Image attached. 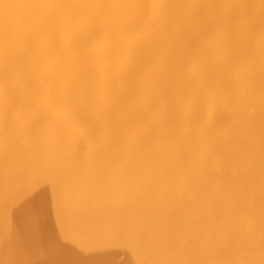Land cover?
<instances>
[{"label":"bare ground","instance_id":"1","mask_svg":"<svg viewBox=\"0 0 264 264\" xmlns=\"http://www.w3.org/2000/svg\"><path fill=\"white\" fill-rule=\"evenodd\" d=\"M113 248L264 264V0H0V264Z\"/></svg>","mask_w":264,"mask_h":264},{"label":"rangeland","instance_id":"2","mask_svg":"<svg viewBox=\"0 0 264 264\" xmlns=\"http://www.w3.org/2000/svg\"><path fill=\"white\" fill-rule=\"evenodd\" d=\"M43 186H46V185H43ZM113 249L116 252V255H115V258H114L115 264H126V261L128 260L127 253L124 250L120 249V248L119 249L118 248H113ZM96 252L97 251H91L90 252V250L85 251V253L89 254V255L90 254H94ZM133 264H135V263H133ZM136 264H138V263H136Z\"/></svg>","mask_w":264,"mask_h":264}]
</instances>
